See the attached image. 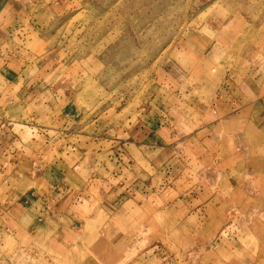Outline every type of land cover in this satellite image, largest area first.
<instances>
[{
    "label": "rangeland",
    "instance_id": "1",
    "mask_svg": "<svg viewBox=\"0 0 264 264\" xmlns=\"http://www.w3.org/2000/svg\"><path fill=\"white\" fill-rule=\"evenodd\" d=\"M256 82L264 83V0H0V264H83L61 260L48 236L44 248L14 231L36 223L40 195L53 206L54 186L68 189L74 175L95 186L105 163L116 171L110 187L121 178L132 189L152 183L160 204L159 194L182 191L174 171L164 187L163 147L179 117L219 112L220 101L238 108ZM258 181L248 175V203L237 208L201 198L190 203L205 211L195 221L174 214L168 232L141 227V249L151 236L174 264H264ZM171 202L180 210L182 201ZM220 241L235 247L230 256L213 251ZM85 251L73 248L71 259Z\"/></svg>",
    "mask_w": 264,
    "mask_h": 264
},
{
    "label": "crops",
    "instance_id": "2",
    "mask_svg": "<svg viewBox=\"0 0 264 264\" xmlns=\"http://www.w3.org/2000/svg\"><path fill=\"white\" fill-rule=\"evenodd\" d=\"M256 83H260L259 89L257 90L258 87L254 86L256 92L249 91L250 94L243 97L244 101L238 108L234 106L236 101L225 103L220 101L219 112L197 114L189 110L187 114L189 116L179 117V120H183L180 123L179 133L171 132V142L163 147L165 153L164 178L166 180L164 187L170 184L167 180L169 177L167 173L171 174L174 171V179L178 178L182 184V191L179 194L178 191L176 194L171 193L167 196L159 194L161 203H156L153 195L158 194L156 188L152 186V179L148 182L151 185L141 190L140 187L129 188L126 185V179L121 178L117 181V187L113 189L108 184L116 171L109 169L103 163L101 167H98L104 175L103 179L99 178V184L93 182L95 186L85 189L86 179L82 176L78 178L77 175L71 178L68 189L65 188L64 191L58 190L57 183L54 186L57 190L55 189L56 196L52 200L54 201L53 206L47 205L48 203L44 201L47 194L40 195L42 206L37 209L36 223L30 220L25 225L17 224V230L14 231L30 234L37 240L36 242L44 245V248L48 246L44 241V238L48 236L52 241L49 247L59 249L58 257L61 260L73 258L70 253L73 248L83 245L86 250L84 255L78 260L70 258L68 261L71 263L174 264L172 256L167 255L165 251L162 252V245L154 244L156 242L151 239V236L144 243L143 246L146 245L144 250L141 249L142 239L139 235L141 227L144 231L149 229V226L152 229L156 226V230L153 229L154 232H168L172 230L170 225H172L174 214L180 215V221L183 219L188 222L195 221V217L205 215V211L200 206L192 210L193 206L190 203L201 198L215 201L214 208H219L221 200H228V205H234L236 208L237 200L248 203V175L252 174L257 175L258 182L263 185L255 198L259 200L260 206V210L257 211H260V215L264 217V83ZM148 162L151 169L153 166L150 161ZM78 163H83L81 168L88 170L89 161ZM145 163L144 161L140 164L146 168ZM168 164L171 166L169 167ZM15 165L20 169L24 167L18 162ZM92 166L95 168L96 163ZM254 169H260L259 173ZM194 176H197L196 183L192 181ZM137 183L143 185L142 182H135ZM192 184H197V186H191ZM204 184L212 186V191H203V187L198 188V185ZM183 186L186 188L184 189ZM111 193L114 197L109 195ZM70 194L73 200L78 196L79 200L83 201L78 206L74 205L77 209L64 202ZM139 198H143V202L138 200ZM172 199L182 201L179 206L180 210L178 209L179 204L172 203ZM22 209L25 211L20 218L22 223H25L30 207H22ZM244 213L248 215V205L244 207ZM262 222L261 227H255L254 230L264 232V221ZM196 226L202 229L205 223L198 220ZM245 226L247 228L248 225ZM153 238L158 241L155 233ZM228 243L221 241L216 243L213 251L222 247L224 249L218 252L223 256L227 254L230 256L235 247L232 243ZM228 247L229 252H226L225 249ZM42 253L44 256L45 249ZM157 258L160 260L158 261Z\"/></svg>",
    "mask_w": 264,
    "mask_h": 264
}]
</instances>
